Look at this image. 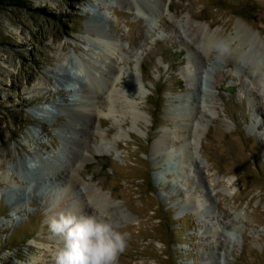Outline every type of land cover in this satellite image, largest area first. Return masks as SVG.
I'll return each instance as SVG.
<instances>
[{"label": "rangeland", "instance_id": "374dc122", "mask_svg": "<svg viewBox=\"0 0 264 264\" xmlns=\"http://www.w3.org/2000/svg\"><path fill=\"white\" fill-rule=\"evenodd\" d=\"M136 1L0 0V264H56L63 241L50 220L73 200L78 215L103 211L122 221L117 264H264V85L251 70L257 54L239 46L246 25L264 43V0H163L151 15L135 10ZM90 19L107 31L122 71L110 109L103 95L91 108L84 103L72 59L57 67L61 53L73 58L94 45ZM197 24L209 26L224 54L212 45L206 57L191 42ZM228 52L243 55L233 60ZM127 76L135 81L130 94L122 87ZM54 99L76 100L73 111L32 116ZM79 111L93 115L97 128L90 135L97 152L75 161L82 188L65 178L73 138L59 135L70 130L65 115ZM198 119L206 130L196 136L200 152L184 155L175 150L184 145L180 130L191 132ZM162 137L166 150L156 145ZM89 186L110 194L115 210L94 205L84 194Z\"/></svg>", "mask_w": 264, "mask_h": 264}, {"label": "bare ground", "instance_id": "6f19581e", "mask_svg": "<svg viewBox=\"0 0 264 264\" xmlns=\"http://www.w3.org/2000/svg\"><path fill=\"white\" fill-rule=\"evenodd\" d=\"M133 2H134V0H123V3L125 6H131V5H133ZM144 2H146V0H140L139 2L137 0L134 3L135 4L134 9L139 11L140 13H145L147 15H151L150 13L155 12L156 8L158 10L160 8V6L163 5V0H150V2L153 3L154 7L152 5L146 6L144 4ZM110 6H111V3H110ZM87 8H89V7H87ZM106 15H107L106 12L101 13L100 17L95 15L94 20H96L97 18H100V19L103 18L104 19V17ZM92 20L90 19V21H88L89 23L86 24L87 25L86 27H88L87 32L94 31L93 33L96 34L97 38L96 39L93 38L95 40L94 45L93 44L86 45L84 48V52L83 53L80 52V54L77 57H73V58H69L66 54L61 53V55L59 56V59H58L59 62H58L57 67H58V69H62L64 62L68 63V61H70V59H72L74 65H75L73 67H75V72L78 75V78H76V76H75L73 79L74 80L75 79L81 80V82H82L79 89H80V92H84V97H83L84 103L88 106V108H91V101H92L93 97L94 98H100L103 95L102 98L103 97H104V99L106 98L107 102L110 103V104L106 105V108L110 109L111 104H113L115 101V98L120 97V92H117L115 90V88H113V86L117 81L116 77H118L122 71L118 70V68H116L115 62L113 59L115 51L117 50L115 45L114 44L111 45L108 41H105L108 38H107V36H104L103 34L106 33L107 31H105V29L102 26H100L98 29H94L95 26H93V24L90 23V22H92ZM97 20H99V19H97ZM104 22H106V21H104ZM238 23H240V22H237L235 24L234 29H238V26H239ZM105 24H107V22ZM208 28H209L208 25H201V24L198 25L197 24L193 30V33H190L189 39L191 40V42L194 41L193 44H196L197 46L201 44V47L203 49L202 51L205 54V56L206 55L208 56V50L211 48L212 45L215 46V48L217 49L218 52L223 53V49H221V46H223V48H224L225 44L222 45L220 43V41L217 40L216 34L214 35ZM241 31H242L243 41L241 43H239L240 44L239 46L240 47L242 46V49H244V46H247V47H249V51L251 49H253L255 54H257V57L255 56L256 58L254 57L255 59H252V61H253L252 64L250 63L251 64V70H253V72H256V77H255L257 80L256 82H258L259 84L262 83L261 85H264V43L254 41L255 39L257 40V36L259 37L260 35L258 34V32H255L249 25L241 27ZM193 38H194V40H192ZM102 39H104V40L102 41ZM231 41H232V39H231ZM110 42H112V41H110ZM216 43H218V45ZM223 43L227 44L226 41ZM251 53H252V51H251ZM228 54H229L228 56L232 57L233 60H237L243 55L242 52H239L236 54L235 53L230 54L228 52ZM250 58H252V57H250ZM13 66H11V68L6 70L8 75L10 73H14ZM8 67H10V66H8ZM56 75H58V73H56ZM81 76H82V78H81ZM187 77L189 78V80L191 79V77L189 75H187ZM130 81H132V82L130 83ZM134 82L135 81H133V78L127 76V79L125 80V82L122 86L124 89V92H127V94L132 93L130 91L135 89ZM58 84L60 85L59 80H58ZM73 89H75V88H73ZM33 90H34L33 87H29L28 91H27L28 94L33 93ZM65 91H66V93H69L70 89L69 90L65 89ZM72 91H74V90H72ZM69 101H70V103H67V102H64L63 100L54 99V101H52L51 103L42 104V105L33 107L31 109L30 113L32 114L33 117L38 118V119L44 118L42 113H45V112L47 113L50 111V109H55V108L61 109L62 111H65L66 113L67 112L71 113V111H73V108H72V106H74L73 103H75L76 100H69ZM72 101H74V102L71 104ZM127 108H128V113L130 114V116H132V119L135 118V120H136V118H138L139 116L135 113L132 106L128 105ZM79 113H81V112L79 111ZM118 113H120V112H118ZM65 116H67V118L69 119L68 121H69V127H70L71 131L70 130H64V129L60 130V132H59V135L61 136L60 138H62L63 140L65 139L67 141L69 139H71V137L73 138V140H72L73 142L69 141V144L73 148L72 150L69 151L71 156L70 157L67 156L68 157L67 161L70 163V165L72 164V169L70 170L69 174L67 173L68 176H66V174H65V178L66 179L69 178L71 186L74 187L75 186L74 183H77L82 188L83 187L82 179L80 178L79 175H76V173L74 174V172L76 171L75 161L77 159L79 161H82V162L87 161L88 155H91V154L97 152V151H94V145L92 144L93 140L90 139V135H92L93 137L95 136L94 134H96L97 128L93 124V115H91L88 111H86L85 113L82 112L81 115L80 114H71V116H70V115L66 114ZM108 118H110V117L108 116ZM76 119L79 120V124L74 123V122H76L75 121ZM186 121H188V120H186ZM201 124H202V120L198 119L197 122H195V124H192L194 127H193L192 131L189 133H188L187 129L185 130V128L184 129L181 128V130L178 129V130H180V132L182 134V136L179 139L180 140L183 139V141L181 140V142H183V144H184L181 146L182 147L184 146L185 148L183 149L182 147H180L179 149H181V150H179L178 146H177L175 148V150H178V151L184 153V155H186L188 152H190V154H193V151H195L197 148L199 149V152H200L201 140L199 141L198 139H196L197 138L196 136H197L198 132L201 135L202 134L204 135V133L206 131L205 128L203 126H201ZM37 131L38 130L34 129L32 132L29 133L30 136L32 138L36 137V135H38ZM185 131L187 132V134H185L186 133ZM78 133L82 134V137H81L79 143L76 142L77 141L76 137H77ZM203 135L200 137L202 138ZM185 142L187 144H190V146H191L190 150L189 149L187 150V146H186ZM156 145H157V147L163 146L162 148L161 147L160 148L166 150L165 146L167 147L169 145V143L167 144L165 138L162 137V139ZM63 146L64 145L62 143V147ZM59 149L60 150L58 151V153L54 154L57 157H59V155L62 154V151H63V148L60 147ZM112 149L108 148L106 150L108 152V154L112 153ZM186 151H188V152H186ZM1 153H2V150L0 149V154ZM63 174H64L63 172L62 173L59 172L58 174L54 175L53 177H55V179H57V180H60V178H61L60 176H62ZM227 181L229 182V184L231 183L229 180H227ZM84 194L94 205H96L99 208H103L106 205L109 207L113 206L112 203L110 202L111 200H109V199H111L110 194L104 193L100 189L99 190L94 189L93 186H89L87 188V190H85ZM191 202L194 205V207H196L197 209H201V206L203 205V203L199 202L198 200L192 199ZM70 203H72L71 208L67 207V206H63L62 211L58 210L59 212L56 214H53L54 216H52V218L56 217V216H58L64 212H67V211H71L75 214H78L79 213V204H75L74 200H73V202H70ZM113 208L112 209L115 210L116 206H113ZM54 238L56 240H61L59 242L63 241L62 236H60L59 234L57 235V233H56V235H54Z\"/></svg>", "mask_w": 264, "mask_h": 264}, {"label": "clouds", "instance_id": "9594fccd", "mask_svg": "<svg viewBox=\"0 0 264 264\" xmlns=\"http://www.w3.org/2000/svg\"><path fill=\"white\" fill-rule=\"evenodd\" d=\"M121 223L103 211L79 215L67 211L53 217L49 226L63 238L56 264H117L125 248Z\"/></svg>", "mask_w": 264, "mask_h": 264}, {"label": "water", "instance_id": "95a60500", "mask_svg": "<svg viewBox=\"0 0 264 264\" xmlns=\"http://www.w3.org/2000/svg\"><path fill=\"white\" fill-rule=\"evenodd\" d=\"M229 92H231V89L228 87V89H227Z\"/></svg>", "mask_w": 264, "mask_h": 264}, {"label": "trees", "instance_id": "16d2710c", "mask_svg": "<svg viewBox=\"0 0 264 264\" xmlns=\"http://www.w3.org/2000/svg\"><path fill=\"white\" fill-rule=\"evenodd\" d=\"M15 1V0H14ZM19 1V0H18ZM3 215V214H2Z\"/></svg>", "mask_w": 264, "mask_h": 264}]
</instances>
